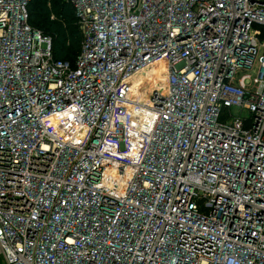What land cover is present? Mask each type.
Here are the masks:
<instances>
[{
    "label": "built area",
    "instance_id": "2783aa9c",
    "mask_svg": "<svg viewBox=\"0 0 264 264\" xmlns=\"http://www.w3.org/2000/svg\"><path fill=\"white\" fill-rule=\"evenodd\" d=\"M65 1L74 63L0 0L2 264H264V0Z\"/></svg>",
    "mask_w": 264,
    "mask_h": 264
},
{
    "label": "trees",
    "instance_id": "16d2710c",
    "mask_svg": "<svg viewBox=\"0 0 264 264\" xmlns=\"http://www.w3.org/2000/svg\"><path fill=\"white\" fill-rule=\"evenodd\" d=\"M28 22L50 37L53 58L74 63L82 37L71 4L65 0H30Z\"/></svg>",
    "mask_w": 264,
    "mask_h": 264
},
{
    "label": "bare ground",
    "instance_id": "6f19581e",
    "mask_svg": "<svg viewBox=\"0 0 264 264\" xmlns=\"http://www.w3.org/2000/svg\"><path fill=\"white\" fill-rule=\"evenodd\" d=\"M164 65L157 63L153 64L150 68H148L145 72H143L140 76H138V80L133 84V89H132V96L131 99L133 98L135 101L133 103H129L127 106L128 113H130V121L129 123L133 124L134 127H136V135L141 136V133L144 135L147 132V129L150 126V119L149 118V111L145 109L144 106H141L140 103V98H145L146 97V92L147 88L152 89L153 87H157L160 90L164 89V82H165V72H164ZM147 104H145L146 106ZM65 115L66 113H60L58 116L55 118L56 119V124H59L61 129L62 122L65 121ZM147 120V121H146ZM141 136L140 138H142ZM139 138V139H140ZM138 139L137 136L134 137V140ZM138 142H136L137 144Z\"/></svg>",
    "mask_w": 264,
    "mask_h": 264
},
{
    "label": "rangeland",
    "instance_id": "374dc122",
    "mask_svg": "<svg viewBox=\"0 0 264 264\" xmlns=\"http://www.w3.org/2000/svg\"><path fill=\"white\" fill-rule=\"evenodd\" d=\"M127 122L130 121V118H126ZM0 264H2V259H1V256H0Z\"/></svg>",
    "mask_w": 264,
    "mask_h": 264
},
{
    "label": "crops",
    "instance_id": "0c3cea01",
    "mask_svg": "<svg viewBox=\"0 0 264 264\" xmlns=\"http://www.w3.org/2000/svg\"><path fill=\"white\" fill-rule=\"evenodd\" d=\"M2 259V258H1Z\"/></svg>",
    "mask_w": 264,
    "mask_h": 264
}]
</instances>
